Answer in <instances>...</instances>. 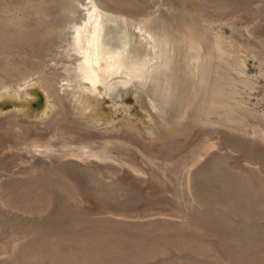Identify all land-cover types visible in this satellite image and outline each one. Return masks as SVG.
Segmentation results:
<instances>
[{
	"label": "rangeland",
	"instance_id": "obj_1",
	"mask_svg": "<svg viewBox=\"0 0 264 264\" xmlns=\"http://www.w3.org/2000/svg\"><path fill=\"white\" fill-rule=\"evenodd\" d=\"M90 2L157 46L123 85L82 0H0V264H264V0Z\"/></svg>",
	"mask_w": 264,
	"mask_h": 264
},
{
	"label": "bare ground",
	"instance_id": "obj_2",
	"mask_svg": "<svg viewBox=\"0 0 264 264\" xmlns=\"http://www.w3.org/2000/svg\"><path fill=\"white\" fill-rule=\"evenodd\" d=\"M82 2L83 5L81 10L79 11L80 16L78 17V19L80 18L81 22L79 21L78 24L79 26L74 28V34L76 35L77 38V36L83 34L86 31L87 27L91 28L90 30L91 33L89 34L90 37L88 42L86 43L88 44V46H90L91 52L82 51V50L81 52L80 51L78 52L81 55L78 68L82 69L83 70L82 74H84L82 78L87 82H89V84L94 89H96L95 84L97 83L107 86L109 85L110 87L113 88L116 86L117 82L110 84V82L107 79L105 81L104 78L100 76V72H102V70L105 74L107 73L106 77H109L113 72L114 75H116L117 73L121 74L123 70H125L126 68V66H124L123 63L126 61L128 62L132 61L134 65L129 69L125 70L128 74L130 72L138 73L140 71H143L145 69L144 66L145 65L148 66L150 61L148 60L145 61L144 59L141 60V58H138L139 55L138 53H135L134 48H136L138 44L140 46L151 45L154 46L153 49L157 48L156 44L151 39L152 37L149 38L146 34L141 32L142 30L131 31L130 33H128L125 29L126 22L123 21V19L119 20L113 16H106L105 14L103 15L101 12H97L98 10V9L96 10L97 6L95 7L94 4L90 2V0H82ZM128 26L130 27L131 25L129 24ZM126 35L128 36L130 42L128 41ZM102 64L104 65L103 67L101 66ZM89 66L94 68L89 70L88 68ZM81 80L82 79H80V81ZM118 83L123 85L122 80H120Z\"/></svg>",
	"mask_w": 264,
	"mask_h": 264
},
{
	"label": "water",
	"instance_id": "obj_3",
	"mask_svg": "<svg viewBox=\"0 0 264 264\" xmlns=\"http://www.w3.org/2000/svg\"><path fill=\"white\" fill-rule=\"evenodd\" d=\"M104 15V14H103ZM106 15V14H105ZM107 16V15H106Z\"/></svg>",
	"mask_w": 264,
	"mask_h": 264
}]
</instances>
